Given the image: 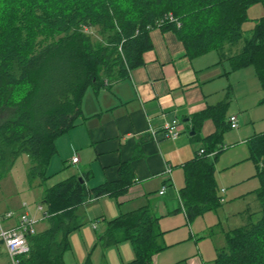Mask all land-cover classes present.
I'll use <instances>...</instances> for the list:
<instances>
[{"label": "trees", "instance_id": "16d2710c", "mask_svg": "<svg viewBox=\"0 0 264 264\" xmlns=\"http://www.w3.org/2000/svg\"><path fill=\"white\" fill-rule=\"evenodd\" d=\"M264 0H0V168L12 166L22 155L30 159L28 183L45 187L44 219L49 227L29 238L30 252L18 264H66L69 236L81 228L77 210L92 196H119L133 184L129 164L120 178L90 191L87 177L73 175L46 186L56 141L77 126L89 89L100 91L143 64L152 48L149 31H173L191 58L217 51L230 71L254 68L264 92V15L244 37L249 9ZM96 30L103 41H94ZM244 39L243 48L232 50ZM230 94L216 106L193 118V142L201 143L195 157L182 166L185 186L179 196L189 220L218 209L223 197L215 179V163L227 148L223 135L232 130L227 121ZM264 104V98L262 100ZM206 120L216 132L199 136ZM260 188L257 221L226 233V246L213 264H264V133L248 140ZM213 155V158L210 156ZM82 179V181H81ZM159 219L143 207L108 222L103 247L130 241L139 264H153L166 249L159 243ZM83 264H93L88 258Z\"/></svg>", "mask_w": 264, "mask_h": 264}, {"label": "crops", "instance_id": "0c3cea01", "mask_svg": "<svg viewBox=\"0 0 264 264\" xmlns=\"http://www.w3.org/2000/svg\"><path fill=\"white\" fill-rule=\"evenodd\" d=\"M149 37L152 48L144 52L140 67L119 80L109 82L100 91L89 89L86 92L77 126L57 139L56 153L48 166L50 178L66 169L70 177L88 176L86 185L90 191L118 180L123 164H129L132 170L134 184L125 193L99 198L92 196L77 210L79 220L82 215V226L74 232L83 230L84 224L90 222L86 228L90 247L97 250V255L91 254L85 244L86 253L80 256L77 264H83L88 258L93 264H139L130 241L107 248L101 245L108 222L143 207L151 208L158 219L182 210L176 208V204L168 203L166 197L174 187L176 171L183 170L184 163L192 160L199 150L194 145L196 142L192 141L195 135H191L195 131L193 118L224 101L228 93L227 121L232 116H238L239 121V115L244 117L249 111L255 114L262 106L264 92L254 68L232 72L229 63L220 55H212L213 51L191 58L173 31L153 28ZM173 122L177 123L179 132L176 140L167 138L164 133L165 126ZM216 130L213 120H206L199 136L209 137ZM235 130H240V127ZM223 146H228L225 139ZM77 155L79 163L73 164L72 159ZM167 167L172 169L170 175L166 174ZM163 187L166 189L161 194ZM33 188L44 189L39 186V180ZM254 196L255 205L248 209L244 225L259 216L260 204ZM26 207L23 205V209ZM17 217L14 215L10 220H3L6 227L15 225ZM39 222L38 232L48 228L39 230ZM159 228L162 231L160 225ZM163 237L164 234L160 236L159 243L165 246ZM124 248L128 250L127 256ZM152 260L153 264L159 261L158 255H154ZM168 264H173V261Z\"/></svg>", "mask_w": 264, "mask_h": 264}, {"label": "rangeland", "instance_id": "374dc122", "mask_svg": "<svg viewBox=\"0 0 264 264\" xmlns=\"http://www.w3.org/2000/svg\"><path fill=\"white\" fill-rule=\"evenodd\" d=\"M168 15H172L177 21L173 13ZM263 15L264 6L262 4L253 5L249 9L248 20L244 22L242 27L244 37L249 35L257 20ZM89 33L94 41H103L96 30H90ZM243 46L244 39L234 45L232 50L229 51L227 48L224 53L234 52L235 54ZM212 53V55H220L221 57V54L217 51ZM226 66L228 67L227 62ZM245 115L244 117L239 115L240 130H228L223 135L228 148L226 147L227 151L221 153L215 163V179L220 195L225 199V202L218 209L189 220L185 214V208L179 200L178 193L179 189L185 186V174L183 170H178L174 174V187L166 197V201L176 204V208L182 210L160 217L161 230L167 232L164 233L162 239L166 249L155 254L159 257V261L155 264H168L171 261H173V264H203V262L213 264L217 252L226 246V233L244 225L248 209L253 208L255 205L254 194L261 186L256 176V164L250 159L251 153L247 142L254 135L264 133V104L261 108H258L255 114L249 111ZM251 121H254V124ZM194 145L198 149L202 147L201 143H195ZM30 165V159L24 154L7 169L2 170L0 168V215L13 213L15 216H19L28 213L31 218L40 221L38 228L42 230L49 227L48 222L44 219V207L41 203L44 189L42 191L39 188L30 187L28 183ZM68 176V169L59 171L47 180V187L65 180ZM163 189L166 188L163 187ZM223 190L226 193H222ZM23 205L27 207L23 209ZM40 207H42V211L39 210ZM80 217V220H82L81 214ZM257 219L253 221H257ZM3 222L6 227V222ZM89 225L90 222L84 224L83 230L74 232L71 235L72 250L66 254L65 263L77 264L80 256L86 253L85 244H87L90 253L92 252L91 254L97 253V250L94 251L95 249L90 247L91 241L86 230ZM127 243V245H130L129 242ZM126 252L128 254V250L124 248V255H126ZM0 264H9L6 248L1 241Z\"/></svg>", "mask_w": 264, "mask_h": 264}, {"label": "built area", "instance_id": "2783aa9c", "mask_svg": "<svg viewBox=\"0 0 264 264\" xmlns=\"http://www.w3.org/2000/svg\"><path fill=\"white\" fill-rule=\"evenodd\" d=\"M165 20H169L171 22L175 21L172 15H168L165 19L161 20L158 23V28L163 25ZM108 83L109 82L106 81V86L108 85ZM229 122L232 130L239 128V121L237 116L230 117ZM164 133L167 138L176 140L179 136V132L177 130V123L173 122L166 125ZM79 160L80 158L77 155L72 159V163L78 164ZM171 171V167H167L166 174L170 175ZM164 191L165 189L161 191V194H163ZM221 202L223 203L224 199H222ZM40 210H42V207H40ZM13 217V213H7L4 216L0 215V241L6 248V252L10 259V264H18V259L21 256L26 255L30 252L29 238L38 233V220L31 218L28 213H23L17 217V222L15 223V225L7 228L4 227L3 220H10Z\"/></svg>", "mask_w": 264, "mask_h": 264}, {"label": "water", "instance_id": "95a60500", "mask_svg": "<svg viewBox=\"0 0 264 264\" xmlns=\"http://www.w3.org/2000/svg\"><path fill=\"white\" fill-rule=\"evenodd\" d=\"M195 134V131L193 130L192 132H191V135L193 136ZM81 181H82V179H81Z\"/></svg>", "mask_w": 264, "mask_h": 264}]
</instances>
